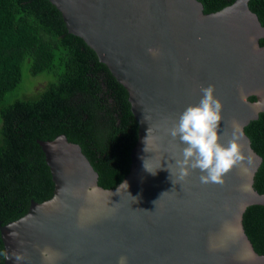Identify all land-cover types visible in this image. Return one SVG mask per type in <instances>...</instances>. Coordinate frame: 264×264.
I'll use <instances>...</instances> for the list:
<instances>
[{
  "label": "water",
  "instance_id": "water-1",
  "mask_svg": "<svg viewBox=\"0 0 264 264\" xmlns=\"http://www.w3.org/2000/svg\"><path fill=\"white\" fill-rule=\"evenodd\" d=\"M15 1L75 62L53 100L0 108V264H264L249 139L221 186L178 180L168 134L209 85L221 144L264 114V0Z\"/></svg>",
  "mask_w": 264,
  "mask_h": 264
},
{
  "label": "trees",
  "instance_id": "trees-1",
  "mask_svg": "<svg viewBox=\"0 0 264 264\" xmlns=\"http://www.w3.org/2000/svg\"><path fill=\"white\" fill-rule=\"evenodd\" d=\"M74 62L71 50L63 47L48 25L22 9L15 0H0V108L4 105L15 108L19 102L29 105L53 100L55 87L70 81ZM24 65H27V77L44 74L49 81L31 95L22 94L4 103L6 95L19 87ZM243 133L251 149L261 158L252 188L264 194V114H258ZM241 224L254 252L264 255V207H247Z\"/></svg>",
  "mask_w": 264,
  "mask_h": 264
},
{
  "label": "clouds",
  "instance_id": "clouds-1",
  "mask_svg": "<svg viewBox=\"0 0 264 264\" xmlns=\"http://www.w3.org/2000/svg\"><path fill=\"white\" fill-rule=\"evenodd\" d=\"M214 91L213 85L203 87L201 89L203 96L199 104L188 106L179 115L178 122L168 129V134L173 140L178 138L179 142L185 145L182 148V157L175 160L180 181H184L191 171L199 170L202 184L212 183L222 186L225 183L224 177L234 167L241 166L246 159L238 143L243 136L239 125H234L231 139L226 146L219 142L218 133L222 122L223 105L214 96ZM144 167L149 171L145 162ZM123 185L127 187L126 184ZM41 255L47 258L46 251H42ZM23 260L22 254H15L17 264ZM117 264H127V257H119Z\"/></svg>",
  "mask_w": 264,
  "mask_h": 264
},
{
  "label": "rangeland",
  "instance_id": "rangeland-1",
  "mask_svg": "<svg viewBox=\"0 0 264 264\" xmlns=\"http://www.w3.org/2000/svg\"><path fill=\"white\" fill-rule=\"evenodd\" d=\"M26 69L27 65H24L22 68V81L19 87L12 93L6 95L4 103L11 102L14 98L22 96V94L31 95L32 93H35L43 88V86L49 81V79H46L48 75L44 74L38 75L36 77H27Z\"/></svg>",
  "mask_w": 264,
  "mask_h": 264
}]
</instances>
